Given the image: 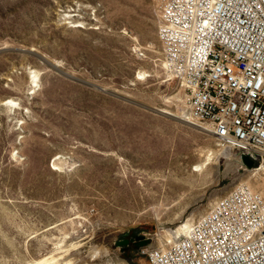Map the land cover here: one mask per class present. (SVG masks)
I'll return each mask as SVG.
<instances>
[{"label": "rangeland", "instance_id": "rangeland-1", "mask_svg": "<svg viewBox=\"0 0 264 264\" xmlns=\"http://www.w3.org/2000/svg\"><path fill=\"white\" fill-rule=\"evenodd\" d=\"M158 25L155 0H0V264H143L238 184L264 196L256 152L184 120Z\"/></svg>", "mask_w": 264, "mask_h": 264}, {"label": "built area", "instance_id": "built-area-1", "mask_svg": "<svg viewBox=\"0 0 264 264\" xmlns=\"http://www.w3.org/2000/svg\"><path fill=\"white\" fill-rule=\"evenodd\" d=\"M165 79L184 120L264 161V0H155ZM143 264H264V196L240 183Z\"/></svg>", "mask_w": 264, "mask_h": 264}, {"label": "bare ground", "instance_id": "bare-ground-1", "mask_svg": "<svg viewBox=\"0 0 264 264\" xmlns=\"http://www.w3.org/2000/svg\"><path fill=\"white\" fill-rule=\"evenodd\" d=\"M183 99V97H182ZM184 114V113H183ZM228 148L227 146L223 147L222 150L226 151V153L229 155V152L227 151ZM231 148V147H230ZM191 227V224L186 221L185 223H183L178 229L174 230V231H169V235L171 238H173L174 241L178 240L179 236H181L182 234H186L187 231L189 230V228ZM184 236V235H183ZM182 237V236H181ZM170 239V238H169ZM103 253V252H102Z\"/></svg>", "mask_w": 264, "mask_h": 264}, {"label": "water", "instance_id": "water-1", "mask_svg": "<svg viewBox=\"0 0 264 264\" xmlns=\"http://www.w3.org/2000/svg\"><path fill=\"white\" fill-rule=\"evenodd\" d=\"M45 60H46V59H45ZM115 94H117V93H115ZM117 95L122 96V97L127 98V99H131V98H129L128 96L123 95V94H117Z\"/></svg>", "mask_w": 264, "mask_h": 264}, {"label": "trees", "instance_id": "trees-1", "mask_svg": "<svg viewBox=\"0 0 264 264\" xmlns=\"http://www.w3.org/2000/svg\"><path fill=\"white\" fill-rule=\"evenodd\" d=\"M246 160L248 161V162H250V159L246 156Z\"/></svg>", "mask_w": 264, "mask_h": 264}]
</instances>
